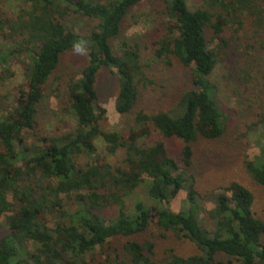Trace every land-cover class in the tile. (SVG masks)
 <instances>
[{
  "label": "trees",
  "instance_id": "trees-1",
  "mask_svg": "<svg viewBox=\"0 0 264 264\" xmlns=\"http://www.w3.org/2000/svg\"><path fill=\"white\" fill-rule=\"evenodd\" d=\"M10 1L0 0V88L16 77L15 66L23 82L11 107L0 106V264H264V221L254 193L239 181L203 190L193 172L209 163L203 152L197 155L198 142L235 145L227 140L229 116L213 75L246 25L264 52V0H202L195 8L187 0H163L154 42L143 48L133 37L118 53L112 42L146 0H18L9 11ZM72 16L97 24L81 34L67 25ZM250 50L239 54L230 81L243 108L238 97L255 80ZM73 51L85 52L88 61L79 77L66 78L62 57ZM143 51L192 73L191 88L176 89L171 102L165 88L153 112L140 110L143 91L155 85ZM102 70L117 76L115 107L132 117L128 132L103 125L106 110L96 90ZM52 98L74 126L39 132L41 106ZM263 101L244 134L257 129L260 153L246 156L244 168L264 190ZM166 139L182 142L181 159L170 154ZM143 184L152 204L130 206ZM182 191L185 207L173 211ZM155 236L189 241L198 251L183 256L170 249L158 259Z\"/></svg>",
  "mask_w": 264,
  "mask_h": 264
},
{
  "label": "rangeland",
  "instance_id": "rangeland-1",
  "mask_svg": "<svg viewBox=\"0 0 264 264\" xmlns=\"http://www.w3.org/2000/svg\"><path fill=\"white\" fill-rule=\"evenodd\" d=\"M162 1L163 0H146L135 9L134 17H129L126 21L120 38L112 42L116 53L121 50V44L123 42H132L131 40L134 39L133 37H138L135 41H138L143 48H145L148 42L153 41L154 38L157 37L155 28L158 26L159 20H157L156 11L161 10V6L163 7ZM187 1L191 8H195L200 5L202 0ZM18 4V0L8 2L7 10L17 9ZM66 23L73 31L86 34L96 26L97 21L80 16H72L66 19ZM227 35L232 36L231 33H227ZM253 37L254 27L246 25L240 33V40L236 45L231 46L228 50V54L226 50V55H223V59L213 75V81L219 84L221 108L223 112L229 116L230 131L227 140L235 141V145L231 150L230 148L226 150L219 142H198L195 145L197 148V155L203 152L204 155L208 156L209 163H204L201 166L195 167L193 172L197 176L200 188L203 190L227 185L232 181H239L246 185L254 193V210L256 215L264 221V190L247 175L244 168V159L246 156L252 159L260 153V148L257 146L256 139V136L260 133L257 129L253 128L248 137H245L244 134L247 132V124L250 120H253L251 111L254 112L256 109H259V107H261V100H264V52L260 50L259 42ZM260 42H262V40ZM217 45L218 42H215L212 47L217 49ZM248 45L251 46L253 58L256 61L253 64V76H255V80L253 81L254 85L249 91L242 90V93L238 97L241 102H246L243 108L242 105L237 103L232 97L237 87L230 81L235 79L233 74H235L236 64L240 58L239 54L241 53L244 58L245 56L243 54L247 51ZM236 48H239L240 51L238 55H234ZM142 56L146 63L152 65L148 71L149 77L155 81V85L148 86V88L143 91L140 110L145 109L146 112L158 110L163 103L161 100V93L165 88L167 98L170 96L168 102H171L172 96L178 93L176 89L181 88L186 90L189 89V87L191 88V69L181 68V66L176 63L172 67H167L159 62H154L151 51H143ZM87 61V55L82 51H73L65 54L61 61L59 70L60 75L64 76L67 74L66 78H68L69 75L74 74L79 77ZM15 71L16 77L0 88V106L5 104L6 109L11 107L16 100L18 87L23 82L19 67L15 66ZM230 75L232 78L227 77L223 79L224 76ZM96 90L99 95L100 106L106 110L103 125L110 130L124 133L128 132L132 125V117L119 114L115 107L118 93L117 76L110 70H102L96 81ZM244 110L247 112L246 116L243 115ZM38 120L39 132H44L45 130L53 131L58 126L62 125L66 128L74 126L73 116L66 114L65 109L59 111L56 98H52L50 101H45L43 103ZM62 121L63 124H60ZM166 142L170 154L178 160L181 159L180 150L182 142L178 139H166ZM239 149H241V151L238 152L237 150ZM214 154H217V157H215ZM219 157L220 160L218 162ZM145 186L146 184L141 185L134 192L129 201L130 206L137 201H143L147 205L152 204L148 198ZM186 197V191L180 192L171 202L170 208L176 212L181 211L185 207ZM112 215L113 213L110 212L109 216L111 217ZM154 233L157 234L158 231L154 230ZM149 237L150 234H147V238ZM145 238L146 237L140 236L137 240L142 242ZM154 242L157 244L156 251L158 259L164 257L166 252L170 249H174L176 253L183 256L191 255L198 251L196 246L189 241L176 242L173 239L155 236Z\"/></svg>",
  "mask_w": 264,
  "mask_h": 264
},
{
  "label": "clouds",
  "instance_id": "clouds-1",
  "mask_svg": "<svg viewBox=\"0 0 264 264\" xmlns=\"http://www.w3.org/2000/svg\"><path fill=\"white\" fill-rule=\"evenodd\" d=\"M77 49L79 50V45H77Z\"/></svg>",
  "mask_w": 264,
  "mask_h": 264
}]
</instances>
